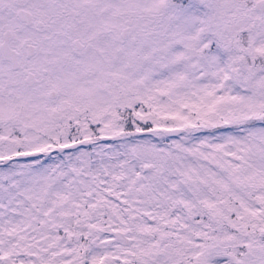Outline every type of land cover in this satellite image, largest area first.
Listing matches in <instances>:
<instances>
[{
  "label": "snow or ice",
  "instance_id": "snow-or-ice-1",
  "mask_svg": "<svg viewBox=\"0 0 264 264\" xmlns=\"http://www.w3.org/2000/svg\"><path fill=\"white\" fill-rule=\"evenodd\" d=\"M0 264H264V0H0Z\"/></svg>",
  "mask_w": 264,
  "mask_h": 264
}]
</instances>
